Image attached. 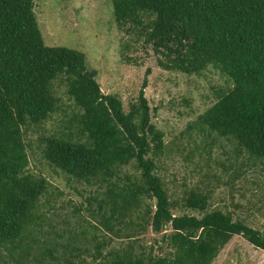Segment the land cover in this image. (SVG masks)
<instances>
[{
	"label": "trees",
	"instance_id": "1",
	"mask_svg": "<svg viewBox=\"0 0 264 264\" xmlns=\"http://www.w3.org/2000/svg\"><path fill=\"white\" fill-rule=\"evenodd\" d=\"M35 1L0 0V249L8 250L15 264H32L33 247L40 256L34 264H49L47 256L50 264H80L75 252L89 248L76 246L79 239L98 238L97 232L77 229L63 242L67 228L48 223L53 230L43 240L41 222L49 217L40 209L41 198L50 182L27 172L23 127L41 124L60 109L54 82L64 76L67 92L81 110L68 128L75 122L85 139L74 140V131L44 136V157L78 182L104 187L87 197L90 214L97 213L109 233L131 240L128 247L109 251L99 264H212L235 235L264 251L260 230L231 212L207 211L209 189L171 199L157 173L156 157L166 143L152 121L147 80L127 112L118 95L102 90L98 70L88 67L83 51L44 43ZM112 1L116 22L127 31L138 29L165 69L201 74L213 65L231 79L232 87L190 127L226 138L237 154H249L248 162L264 164V0ZM128 165L140 176L123 180L120 172ZM146 198L154 203L144 211ZM184 209L202 216L179 213ZM123 226L135 227L125 232ZM150 228L164 232L167 252L162 246L159 253L154 247L135 250L133 240ZM102 248L95 245L94 259L103 256Z\"/></svg>",
	"mask_w": 264,
	"mask_h": 264
},
{
	"label": "rangeland",
	"instance_id": "2",
	"mask_svg": "<svg viewBox=\"0 0 264 264\" xmlns=\"http://www.w3.org/2000/svg\"><path fill=\"white\" fill-rule=\"evenodd\" d=\"M35 12L44 43L83 51L88 67L98 70L97 80L102 90L118 95L127 112L131 103L138 101L147 80L145 95L152 108V121L163 131L166 143L164 151L156 157L157 173L172 200H181L191 190L206 194L209 189L207 211L221 209L231 212L234 219L246 222L264 235V164L248 162L249 154L245 151L237 154L234 142L190 127L232 87L233 83L225 73L213 65L201 74L165 69L159 64V56L152 46L138 34V29L131 27L127 31L126 26L116 22L112 0H36ZM54 83L55 92L61 99L60 109L41 124L28 123L23 127L30 160L27 172L44 176L50 182L48 192L41 198L40 209L49 217L48 222H41L46 230L41 238L44 240L47 231L53 230L48 223L67 228L63 242L77 229L97 232V240L86 242L82 237L76 244L88 247L87 253L83 250L75 253L80 254V264H99L102 258L110 256L109 251L128 247L131 240L109 233L95 218L99 215L90 214L88 208L91 204L87 197L101 193L104 187L97 183L78 182L44 157V136L74 131V140L85 139L75 128V122L71 130L68 128L72 116L81 110L67 92L65 77H58ZM221 161L232 163V166L225 168L219 163ZM120 175L123 180L127 175L135 179L140 176V171L128 165L123 167ZM179 202L182 206L183 202ZM153 203L146 198L142 209L145 211L147 205L152 207ZM97 206L93 204V207ZM179 213L202 216L200 211L189 209ZM134 227L123 226L125 232ZM163 233L153 232L150 228L133 240L135 250L148 252L154 247V253H159L162 246L167 252L169 248L162 241ZM27 241L36 246L31 239ZM99 243L103 246V256L94 259L95 245ZM31 250L30 263L34 264L40 257L39 250L34 247ZM14 254L16 256L18 252ZM0 255V264H15L3 247ZM50 260L49 256L45 257L46 263L50 264ZM212 264H264V251L242 235H235Z\"/></svg>",
	"mask_w": 264,
	"mask_h": 264
}]
</instances>
